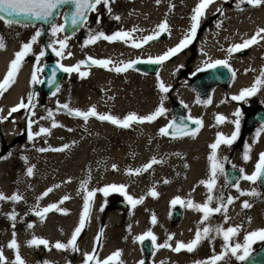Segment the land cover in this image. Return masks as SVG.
<instances>
[{
	"label": "bare ground",
	"instance_id": "1",
	"mask_svg": "<svg viewBox=\"0 0 264 264\" xmlns=\"http://www.w3.org/2000/svg\"><path fill=\"white\" fill-rule=\"evenodd\" d=\"M191 1L194 0H162L158 5H154L147 0H130L128 5L130 7H123V5H126L125 2H123L122 7H120L121 3L117 2L119 7H112V11H115V14H112V16H119L121 19L119 21L113 19L112 21L117 23L121 30L133 32L134 29H138L146 34H152L157 25L166 19L170 28V32H165L167 33L166 40L156 45L145 44L138 49L125 48L121 41L113 44L112 42L108 43V41L103 40L99 42V44H91L86 47L87 57H81L77 50H74L72 51V58L69 60L63 59L59 62L68 67L82 61L88 63L87 59L89 57L98 60L100 56L110 59L116 64H120V62L127 63L135 57L154 58L163 55L168 49L179 43L181 34H185L189 29V25L187 24L189 22L178 21L177 16L187 14V12L190 11L189 8H184H186ZM170 5H174V8L170 9ZM215 6L216 5H211L210 7L215 8ZM166 9L167 12L164 11ZM108 23L110 22L108 21ZM233 30L234 28L231 26L228 28H219L218 34L220 36H226L232 33ZM99 31L104 32L101 28ZM105 31H107V29H105ZM133 33L135 34L133 35V39L138 40V33L135 31ZM59 37L63 39L61 33ZM206 38L207 34L199 44L201 53L211 51V45L206 41ZM4 43L6 45L5 49L0 50V81H2L6 75L10 62L15 58V53L20 51L22 45L27 42L23 38L11 36L7 38ZM39 52L40 50L33 53L32 57L34 60H36V55H38ZM28 58V56L25 57L16 78V82L8 91L0 96V109H2V111H0V119H3V122L8 119L10 108L20 104L22 100L27 103L30 87L32 85L31 76L36 67V63L32 59L28 60ZM182 61L183 57L180 55L173 63L163 66L158 76L166 86L171 79V73ZM83 68L85 69L84 71L89 73L88 80L91 81L93 88L99 92L85 89L75 91L73 94H77L73 96V109L87 111L94 106L99 114H111L114 117L123 119L130 113H136L138 116L149 115L160 106L162 95L157 90L158 76H142L129 71L117 74L109 72L105 68L92 65L88 68ZM70 75L71 74L67 73V78L62 83L59 92L68 84L67 80ZM234 87L235 84L231 86L229 92L230 98L233 97L232 92ZM56 96L51 95L47 97L48 103H53L57 98ZM174 96L187 105L189 110L200 108L197 104L192 102L190 94L184 88L178 89L174 93ZM222 98L223 96H221L217 90H214L209 99L211 100V104L202 106V109L207 114L206 118H203L204 130H206L207 127L210 129V123L212 117H214L211 113L218 105L224 104ZM38 99L39 97H36V100ZM222 110L230 114L232 108L223 107ZM53 114V118H51L50 121L40 123V127L50 128L51 134L48 136H35L33 140H29V142L35 145L33 149L19 151L22 156L27 158V163L25 162L20 167V170L13 172L9 167V163L15 154L16 148L0 158V193L9 197L18 193L23 197L18 203L0 201V238H13V233H15V237L20 239L26 236H28V238L37 237L45 239L49 242V247L46 249H49L51 252L53 264H64L65 260L69 258L68 256L72 254V251L68 250L65 251L67 255H62L60 253L61 251L56 250L53 245L57 242L67 243L73 234L80 216L79 209L83 207L84 203V193L79 189L81 182L85 179H89L87 185L89 190L102 189L104 188L102 185L106 182L121 181L126 175L127 170L140 169L153 158H156L162 161V163L153 165V167L147 171L149 172L147 181L149 182L147 184L149 189L156 188L157 179L163 178L164 181H169L168 183H163L166 184V187L170 185L168 194L183 199L192 196L190 190L195 183L206 181L210 177V163L208 157L211 155V148L209 146L212 140L208 137L206 138L204 133L198 135L195 139L185 138L177 141H168L156 136L157 128L164 125V120L162 118L159 119L158 122L156 120L153 123L132 124L131 127L124 129L108 122H101L94 117L90 118L88 123L85 124L84 121L79 118H69L56 112H53ZM52 119L62 125V127L52 129ZM18 122L21 123L22 119H19ZM4 125L5 123L0 127V131L3 130L6 145L8 146L11 144L12 138L19 132V127L15 128L12 124ZM34 128V125H32V132H34ZM68 129H71V131ZM221 130L229 131L230 127H223ZM42 143L46 145V149L59 148L64 145H69L70 147L64 152H40L38 149L41 148L40 145ZM224 151L223 147L219 148L218 157L220 159H223ZM173 152L178 154L177 158L186 162V169L183 173H179L175 170L173 159L169 157L170 153ZM128 154L132 158L130 164H126L125 161V157ZM96 156L113 160L116 166V175H101L96 181L91 182L90 178L94 168L93 160ZM195 156H200L202 159V166L195 168L194 165L189 164V160L195 158ZM28 167H33L32 176L27 175ZM69 180L71 181L70 183L67 182ZM57 185H59V187H56ZM239 186L242 191H252L248 181L242 180ZM36 187L38 189H34ZM49 188H52L53 191L42 199H39ZM219 190L220 187L216 181V187L213 192L214 200L219 198L221 194ZM137 191L138 189L135 188L136 193ZM228 194L235 199L234 203L227 207L226 223L225 216L220 214L224 222L222 227L240 226L241 231L236 238L241 243L244 235L259 228H264V199L251 196H240L236 188L235 190H229ZM206 195L207 189L203 186V190L198 191L197 198L206 200ZM64 196H69L71 198L63 204H59V201ZM247 199L251 200V207L245 209L242 207V204ZM93 201L94 204L100 205V203L103 202V198L96 193ZM52 204H58L59 208L66 211L68 214H63V211H52L48 213L43 220L33 214L37 206L43 209ZM152 204V201L143 202L144 206H152ZM211 206L216 207V203H213ZM136 207L134 208L130 220L132 222V230L128 235H121L120 230L114 229L116 224L120 221L119 212H111L107 217L108 232L104 233V237L106 239L110 238V241H108V243H103L102 251L112 255L119 250L121 252L119 258L120 264H131V260L136 254V247L133 243V239L139 232V221H141L140 217L137 215ZM13 211L16 213L15 221L8 218ZM154 216L156 217L155 214ZM190 216L189 213H186L184 219L188 220ZM243 218L247 219L245 225L241 224ZM23 219L28 220L27 229L19 232L15 228V225L18 221ZM29 224L33 225V227L29 228ZM208 226L211 227L210 225ZM92 233L93 229L88 227L85 238L88 240ZM19 248L21 249L22 259L25 264H37L36 258L28 253V251H25L22 245H20Z\"/></svg>",
	"mask_w": 264,
	"mask_h": 264
},
{
	"label": "snow or ice",
	"instance_id": "2",
	"mask_svg": "<svg viewBox=\"0 0 264 264\" xmlns=\"http://www.w3.org/2000/svg\"><path fill=\"white\" fill-rule=\"evenodd\" d=\"M160 0H157V3H159ZM216 0H199L198 4L192 9V15L190 16V27L186 31L183 38L180 40V42L170 49H168L163 55L157 56V57H149L146 61L141 60H135L131 62H120V64H116L112 60L105 59V60H97L93 59L91 57L88 58V63L82 61L72 67H64L61 64H57V67L65 72V73H78L81 79L86 78L89 73L86 71H81L80 69L82 67H87L88 64L96 67L105 68L108 71H114L117 74L127 72L130 68L133 67L134 64L138 63H148V64H156V65H162L167 60L171 59L173 56L178 55L181 51H183L186 47H188L196 38L197 30L200 26L201 19L204 17L206 10L210 5L215 3ZM225 2H228V0H225ZM111 3H114V0H0V20L4 21L5 24L8 26H11L16 23H24L27 21H42L45 23L54 21L58 16L60 15V10L64 6H72L73 10L70 13H65V24H56L51 23V35L53 37H57L60 33L65 32L67 22L70 20L71 26L73 29L77 27L85 26L88 22V17L91 13H94L97 11L98 7L103 4L107 13L111 15L112 9H111ZM247 4L251 7H260L261 5H264V0H238L236 4V8L240 11H243V8H241V5ZM174 8V5H170V9ZM217 12H219L221 15H223V9H217ZM23 18V20L19 18ZM113 19L119 21L121 18L119 16H113ZM100 23V17L97 16V24ZM27 26V25H25ZM219 27V24L217 25ZM134 31H139L138 29H134ZM133 32H127V31H117L112 35H106L102 31H94L89 29V35L87 40L84 41V47H87L88 45L95 44L99 40L103 39L108 42H117L121 41L124 43H128L131 41V47L133 48H140L143 47L145 44L156 40L159 38V36L162 33L170 32V28L168 25V21L165 19L162 21L159 25H157L156 29L153 30V33L147 36L142 37L139 40L133 39ZM41 32L37 31L33 37L31 38V41L28 43H24L21 47V50L15 53V58L10 62L8 66V70L6 72V75L4 76L3 80L0 81V96H2L6 91H8L9 88L12 87V85L16 82V78L19 74V71L23 65L25 57L32 54L33 52V45L37 43L38 38L41 36ZM264 40V29H259L253 36H251L249 39H246L241 44H235L232 47L227 49V53L229 55H232L235 52L242 51L244 49H247L249 47H252L253 45L260 44L261 41ZM55 44H58L59 47H55ZM6 47L5 43L2 39H0V50H4ZM49 47L52 48L54 54L57 57H63L64 51L68 47V38L65 37L64 39H59L54 41L52 44L49 45ZM45 52L40 51L38 55H36V61L37 64L39 61L44 57ZM71 56V53L68 54ZM111 65V67H110ZM225 67L228 68V62L226 60H216L213 62H208L205 65V68H211L215 69L217 67ZM205 68H201L200 71H204ZM42 69L40 67H35L32 76L31 81L32 83H43L44 81L38 79L37 73L41 72ZM231 71V69H229ZM55 71L52 73V80L49 81L50 85L52 83H55ZM235 73L233 72V76ZM158 80V90L162 95L160 106L156 108L154 112H152L149 115L146 116H138L136 113H130L127 116H125L123 119L114 117L111 114H99L96 110V108L93 106L92 108L88 109L87 111H81L79 109H73L69 106L68 103L65 104H58L57 107L59 109L65 110L66 114H68L71 117L79 118L84 121L85 124L88 123L90 118H96L97 120L101 122H108L111 123L117 127L127 129L132 126V124H144V123H153L161 116H164L166 114V109L163 106L164 99L166 98V94L170 91L169 86H166L162 80H160L159 76L157 77ZM261 90H264V69L260 70L259 76L254 81L252 87L246 88L241 90L239 95L231 97L233 101H244L247 98H250L254 95H256ZM59 91V89H57ZM56 93L54 92L53 95ZM33 99L34 97L29 94L27 98V103H25L23 100L21 103L9 110V116H11L12 113H15L21 109H29L30 106H33ZM197 103H201L200 100H197ZM205 104H211V100L205 101ZM187 107V105H184ZM2 111V109H0ZM34 115V112H33ZM53 112L49 110L47 112V117H42V119L45 118H53ZM235 117H237L234 121H229L234 124V131L230 136H224L223 133H217V138L214 143H212L209 147L211 148V155L208 157L209 163H210V177L206 181H201L200 184L203 185L207 189V195L206 200L202 204L195 203L193 200H183L180 197H176L171 201V204L173 207H175L177 204L181 205L182 207H187L188 209H191L193 211H197L202 214V219L200 221L201 225H204L212 215L214 214H223L225 216V223L227 222V207L228 205H231L234 203L233 197H228L227 200L224 199L223 196L219 197L218 199L214 200L213 192L216 187V181L217 177L219 175H223L225 172L224 169V162L227 158H224L223 160L218 157V150L221 145L231 146L239 137L240 134V119L241 113L239 110H237L234 114ZM226 121V118L220 115H217L216 117V123L221 124ZM3 122V119H0V123ZM189 122L192 125H196L195 128L189 127ZM33 122L31 119L28 121V139L31 141L34 139L35 136H48L51 134L50 128H39V131L37 133H33L31 131ZM203 126L202 119H196L192 118L191 116L187 117L186 120L182 119L180 120L179 124H177L176 121L170 122L166 127H163L159 129L158 135L160 136H169L173 139L176 138H182L184 136H190L191 138L195 139L196 135L199 133L200 129ZM62 127V125L58 124L54 119H52L51 128H57ZM71 131V129H68ZM262 133H264V126H261L255 136L258 138ZM254 142H258V139ZM70 146L64 145L59 148H40L38 151L44 152V151H54V152H64L68 150ZM251 146L246 144L243 152V160L245 162H248L251 159ZM22 159L25 160L27 163V158L23 157ZM162 163V161L157 160L156 158H153L148 164L144 165L140 169H129L126 172V175L128 176H136L140 175L144 172H147L149 169L153 167V165ZM233 168L235 169V165H233ZM113 169H116V166L113 165ZM240 177L234 184V187L236 188V191L239 193L240 196H251V197H257L259 193H257L255 190L245 192L240 189L239 186V180H245L249 181L252 184H256L258 181L264 180V152L259 154L257 163L255 164V170L253 174L247 175L244 172V169H239ZM33 174V167L27 168V175L32 176ZM70 183L71 181H67ZM169 181L165 180L164 183H168ZM89 183V179H85L81 182L80 185V191L84 193V203H83V211L79 218V222L77 227L74 229L73 234L71 238L67 241V243H61L57 242L53 247H55L56 250L60 251H68L71 250L73 252H78V246H77V240L81 234V232L84 230L86 226V222H90V214H91V204L92 201L97 193V191H100L104 194L105 197H107L111 192H118L121 194L124 199L128 202V204L134 209L137 205L143 203L144 197L141 196L139 199L134 198L133 196L129 195L127 192V186L126 185H108L102 189L98 190H89L87 185ZM56 187H59L57 185ZM53 189L49 188L47 191H45L42 196L39 199H42L43 197L47 196L50 192H52ZM147 195L156 198L158 196V193L155 191V188L149 190ZM71 197L64 196L60 201L59 204H63L65 201L69 200ZM23 199L22 196H20L18 193L13 194L12 196H6L3 193H0V201H11L13 203H18ZM213 203H216V207H212L211 205ZM242 207L247 209L251 207V204L248 201H245L242 204ZM52 211H63L59 208L58 204H52L48 207H45L43 209H40L38 206L35 208L33 214L38 216L41 220H43L46 215ZM101 211H103V208H101ZM63 214H68L66 211H63ZM8 218L12 221L16 220V213L13 211ZM250 222V221H249ZM151 223L153 225L156 224V217L153 215L151 219ZM29 228L33 227V225L29 224ZM241 231L240 226H233V227H227L224 228L222 226H218L216 228H212L209 226H205L203 228H197L194 234V238L185 243L183 241H178L175 244V247H172V245L168 242L173 240V236L169 235L167 238V241L158 244L157 238L155 235L149 231L145 233L142 236L136 237L135 239L139 242H143L144 240L148 239L151 240L153 248L156 250H159L160 248H166L171 251H174L176 253H179L181 251H187L189 253L195 251L197 247L201 244L204 240H214L216 238H221L223 241L222 244V250L219 254H214L205 261H198L196 264H229L230 258H235L236 261L240 262V264H244V262L248 261L249 258L252 256V247L257 242H264V229H259L256 231H252L244 236L243 243L236 242L235 238L239 235ZM103 236V232L101 231L95 240V244H99L101 242ZM93 248L92 253H84V260L83 264H120L119 258L121 256V252L118 250L109 257H107L104 260H100L97 257V249L95 247ZM43 245L45 248L49 247V242L45 239H37L33 238L31 241L28 242L29 247H39ZM7 248L10 250H13L15 253L14 260L9 261L5 255L3 248H0V264H25L24 260L19 254V245L17 243V240L15 239V233H13V239L9 242L7 245ZM143 264V262H141Z\"/></svg>",
	"mask_w": 264,
	"mask_h": 264
},
{
	"label": "flooded vegetation",
	"instance_id": "3",
	"mask_svg": "<svg viewBox=\"0 0 264 264\" xmlns=\"http://www.w3.org/2000/svg\"><path fill=\"white\" fill-rule=\"evenodd\" d=\"M154 1L157 3V0ZM237 2L238 0H228V2H225V0H216V2L212 4L216 5L215 8L210 7V5L206 10L204 17L201 19L195 40L178 55L173 56L164 64L158 65L155 73L152 75L153 77H157L164 65L173 63L180 55L183 57L182 63L171 73L172 76L169 84L167 85L169 86L170 91L166 94L163 105L166 109V114L157 119V122L161 118L164 120V125L157 128L156 136L158 138L168 141L191 138L190 136H184L182 138L173 139L171 135L160 136L158 135V132L159 129L166 127L170 122L176 121L177 124H179L180 120H186L189 116L196 119H202V121H204L203 118H206L207 114L202 109V106L206 105L204 102L210 99L214 90H217L221 96H223L222 99L224 104L218 105L217 108L212 111L211 114L215 118L211 115L212 120L210 123V129L207 127V129L204 130L203 124L196 137L204 133L206 138L208 137L212 140V144L216 141L217 133H223L224 136H230L234 131V124L229 121L236 120L237 117L233 114L237 110L240 111L239 137L230 147L226 145L220 146L225 150L223 159H227L224 162L225 172L223 175L219 176L217 184L220 187L219 191L221 193L219 197L223 196L225 200H227L228 197H231V195L228 194L229 190H235L234 184L240 177V172L238 170L242 168L244 169L245 174H253L259 154L264 152V133H262L258 138L255 136L257 130L261 126H264V90H261L256 95L247 98L244 101H233L229 97V92L233 84H235L232 92L233 96L239 95L241 90L252 87L254 81L259 76L260 70L264 69V40H262L260 44L235 52L232 55L227 53L228 48L235 44L243 43L244 40L249 39L259 29H264V5H261L260 7H251L250 5L243 4L241 5L243 11H240L236 8ZM217 9H223V15L217 12ZM191 15L192 13L178 15L177 19L178 21L189 22L187 24L190 27ZM218 24L219 27L217 26ZM230 26L234 28L232 33L226 36H220L218 34L219 28H228ZM44 29L40 30L42 33L41 36H44L45 34ZM206 34V41L211 45V51L201 53L199 50V44ZM184 35L185 34H181V39ZM216 60H226L229 67L225 68L221 66L215 69L205 68L206 63ZM201 68H205V70L200 71ZM229 69H231V71H229ZM213 70V77L215 81H213L212 84H208L203 77L208 76V74ZM129 71L139 74L133 69V67L130 68ZM233 72L235 73L234 76ZM181 88H184L190 94L192 102L197 104L200 108L189 110L184 106L185 104L180 99L174 96V93ZM197 100H200L201 103H197ZM223 107L232 108L231 113L228 114L223 112ZM217 115L225 117L226 121L224 123L217 124ZM189 127L195 128L196 125H192L189 122ZM223 127H230V130L223 131L221 130ZM257 139L258 142H254ZM246 144L251 146V159L248 162H245L242 158ZM169 157L173 159L172 161L175 166V170L179 173H183L186 169V162L177 158L178 154L175 152L170 153ZM189 164L194 165L195 168H197L198 166H202V159L200 156H195V158L189 160ZM233 165H235V169L233 168ZM125 176L124 178H126ZM241 181L242 180H239V183ZM163 183V178L157 179L156 185L158 188L156 187L155 191L158 193V196L156 198L147 195L150 190L147 184H137L136 188L138 191L135 194V198L139 199L143 196V202L152 201L153 204L152 206H144L143 203L137 205L136 212L141 221H139L140 229L136 237L142 236L151 231L157 238V243L162 244L167 241L169 235H172L174 237L173 240L168 242L172 245V247H175V244L178 241H183L185 243L191 241L194 238L197 228H203L208 225L212 228L223 226L224 222L222 221L220 214L212 215L204 225H201V213L188 209L187 207H182L179 204L173 207L171 201L177 196H170L168 194L170 185L166 187V184ZM123 185H126L128 189V184L125 182V179L123 180ZM249 187L259 193L257 196L259 199H264V187L261 186L260 181L256 184L249 182ZM201 190H203V185L195 183L190 190V193L192 192V196L183 198V200L191 199L198 204L204 203V199L197 198V193ZM128 194L131 195L129 192ZM246 201L251 203L250 199H247ZM101 208H103V211H101ZM79 210L81 216L83 207ZM111 212L120 213V221L117 223L118 225L116 224L114 229L120 230L121 235H128L130 233L132 230V222L130 220L134 209L129 206L124 197L121 201H116L114 203L113 210L111 205L109 203H105L104 200L100 203V205H96L94 204V201H92L90 222H86V226L77 240L79 251H72L71 257L67 258L68 262H65L64 264H83L84 253L93 252L96 237L101 231L103 232L101 242L99 244H95L97 257L100 260H104L110 256L109 253L102 251V246L103 243H108V241H110V238L107 237L108 239H106L104 237V233L108 232L107 217ZM186 213L191 215L188 220L184 219ZM154 214L156 215L155 225L151 223V219ZM246 221L247 219H244L241 224L245 225ZM88 227L93 229V233L87 240L85 237ZM135 238L133 239V243L136 247V254L134 258H132L131 264H141V262H143V264H196L198 261L208 260L214 252L219 254L222 250L223 244L221 238L204 240L197 247V249L191 253L187 251L176 253L166 248L156 250L153 248L151 240L146 239L141 243ZM243 239L241 243H243ZM235 240L236 242H240L237 238H235ZM262 248H264V242L255 243L252 247V254ZM43 249L46 248L43 247ZM42 253L46 254L47 252ZM71 258L72 260H70ZM229 264H240V262L236 261L235 258H230Z\"/></svg>",
	"mask_w": 264,
	"mask_h": 264
},
{
	"label": "rangeland",
	"instance_id": "4",
	"mask_svg": "<svg viewBox=\"0 0 264 264\" xmlns=\"http://www.w3.org/2000/svg\"><path fill=\"white\" fill-rule=\"evenodd\" d=\"M149 1L151 4L154 5H158L162 0H160L159 3H155L154 0H147ZM120 2V7H122L123 2H125L126 5H123V7H130L129 2L130 0H114V3H111V9H113L112 7H119L118 3ZM199 0H194L191 1V3H188L187 7L184 9L189 8V12H187V14L192 13V8L195 7L198 4ZM116 4V5H114ZM117 6V7H116ZM183 9V10H184ZM165 12H167V9L164 10ZM182 11V10H181ZM63 14H64V10L61 11L59 17L54 21V23L56 24H63ZM112 14H115V11H112L111 15H109L104 7L103 4H101L97 11L94 13H91L88 17V22L85 26L80 27L74 34L70 35V36H66L64 33H61L63 39L65 37L68 38V47L65 49L64 51V56L63 57H57L52 48L49 47L50 44H52L54 41L59 40L60 37L59 35L57 37H53L51 35V25H49L48 27H44L41 25H28V24H13L11 26H8L7 24L4 23V21L0 20V39L3 40V42L13 36V37H20L26 40V42H30L31 38L33 37V35L37 32L40 31L42 29H44V36H40L38 38V41L36 44L33 45V52L32 54L28 55V60L32 59L35 63H36V67H40L41 69L43 68L45 62H46V53L48 54V58L50 60H54L57 63H60L59 61L61 60H69L70 58L73 57V52L74 50H77V52L79 53V55L81 57H87L86 55V47H84V41L87 40L88 35H89V29L94 30V31H99V29L101 28V30H104V32H106V35H112L117 31H123L121 30V28L119 27V25L115 22H113V16ZM99 15L100 17V23L97 24V16ZM110 18V20H109ZM108 21L110 23H108ZM108 23V24H107ZM27 25V26H25ZM105 29H107V31H105ZM130 31V30H129ZM138 33L137 37L138 40L139 38L141 39L144 36L150 35V34H146L145 32L141 31H135ZM133 35H135L133 33ZM136 37V38H137ZM167 38V33H162L158 39L153 40L147 44H158L160 42H164ZM103 41V39L99 40L98 42H96L95 44H99V42ZM118 42V41H117ZM110 43V42H108ZM113 44L115 42H112ZM131 45V41H129L128 43H124L123 42V46L125 48H130V49H134L133 47L130 46ZM55 47H59L58 44H55ZM138 49V48H137ZM44 51L45 55L44 57L39 61V63L37 64V61L34 60V58L32 57L34 52L37 51ZM71 53V56H69L68 54ZM106 58H102L99 56L98 60H105ZM143 58H132L130 61H135V60H140ZM88 60V59H87ZM110 60V59H109ZM42 62V63H41ZM41 63V65H40ZM74 66V65H73ZM90 66V63L88 64V66L86 68H88ZM68 67H72V66H68ZM111 67V66H110ZM81 71H84L85 69L82 67L80 69ZM129 71V70H128ZM112 73H116L114 71H109ZM130 72V71H129ZM37 77L38 79L42 80V74L41 72L37 73ZM67 78V77H66ZM66 80V79H65ZM68 84H66L64 86V89L59 92H55V96L57 97L53 103H48V99L47 97L42 96L41 94H33V88L38 87L40 83H32L31 87H30V94L34 97L33 99V106H30L29 109H21L15 113H12L11 116L8 115V119L5 122L0 123V127L5 123V125H13L15 128L19 127V132L12 138L11 140V144L10 145H6V141L4 138V132L3 130L0 131V158L4 157L9 151H12L14 148H16L15 154L12 158V160L9 163V167L10 170H13V172H15L16 170H20L21 166L25 163V160L22 159L25 156H22L21 153H19V151L24 150V151H28L30 149H33V147L35 145H33V143L29 142L28 139V121L29 119H31V121L33 122L32 125H34V134L37 133L39 131L40 127V123H44V122H48L51 120V118H45L42 119V117H47V112L49 110H51L52 112H56L59 114H62L66 117L69 118H73L76 119L74 117L69 116L68 114H66L65 110L63 109H59L57 107L58 104H65L68 103L69 106L71 108H73V104H72V100H73V96H75L73 93H75V91H78L80 89H85L88 91H93V92H99L98 90H96L95 88H93L91 81L88 80V76L86 78L81 79L80 76L78 75V73H71V75L68 78ZM60 89V88H59ZM36 97H39L38 100H36ZM19 105V104H18ZM11 109V108H10ZM9 109V110H10ZM34 112V115H33ZM19 119H22V122L19 123ZM4 125V126H5ZM157 135V133H156ZM41 148H45V144L42 143ZM19 148V150H18ZM46 149V148H45ZM106 157H101V156H96L93 160L94 163V168H93V172L91 175V182H94L97 180V178L101 175H109V176H115L116 172L113 169V165H115V162L113 160H109V159H105ZM131 157L130 155H126L125 157V161L126 164H130L131 162ZM135 170V169H133ZM128 171V170H127ZM125 182H127L128 184V189L127 191L129 193H131V195L135 198V188L137 187V184H148V178H149V172H144L140 175H136V176H125ZM121 181H108L105 184H103L102 186L106 187L108 185H123V180ZM27 187V186H26ZM29 188V187H28ZM34 189H38L37 187ZM134 192V193H133ZM97 195L101 196L104 200L105 203H109L112 207V210L114 209V203L116 201H121V199L123 198L121 194H119L118 192H111L107 197L104 196V194L100 191H97ZM128 203V202H127ZM130 206V205H129ZM245 218H243L244 220ZM242 220V221H243ZM27 224H28V220L27 219H23L17 222V224L15 225V228L17 229V231L21 232L27 229ZM34 237H29L26 236L23 239H20L18 237H15V239L17 240L18 245H22L25 248V251H28V253H30L31 255L34 256V258H36V263L37 264H42V263H53V259L51 258V252L49 249H43V245L36 247H29L28 246V242L31 241ZM37 238V237H35ZM13 238H8V239H4V238H0V248H3L4 251V255L5 257L9 260L12 261L14 260V256L15 253L13 250H10L7 248V245L9 244V242L12 240ZM40 239V238H37ZM42 252H47L46 254L42 253ZM61 253L63 255H67L65 253V251H61ZM19 254L22 257L21 254V249L19 248ZM70 255V254H69ZM72 255V254H71ZM68 256V257H71ZM72 260V258L70 259ZM65 262H68L67 259L65 260Z\"/></svg>",
	"mask_w": 264,
	"mask_h": 264
},
{
	"label": "water",
	"instance_id": "5",
	"mask_svg": "<svg viewBox=\"0 0 264 264\" xmlns=\"http://www.w3.org/2000/svg\"><path fill=\"white\" fill-rule=\"evenodd\" d=\"M62 10H64V14H65V13H70L73 10V8H72V6H64L60 10V13ZM64 14H63V24L66 23ZM19 19L23 20L22 17ZM52 22L53 21L48 22V23H45L42 21H27V22L19 23V24L41 25L43 27H48ZM79 28L80 27L73 29V27L71 26L70 20H68L66 30L63 33L66 36H70V35L74 34ZM141 61H146V60H141ZM57 64L63 65L62 63H57L54 60H50L48 58V54H46V62H45L44 66L42 68V71H41L42 81H44V82L40 83L38 87L33 88V91H32L33 94L39 93L44 97H49V96L53 95V93L56 92L57 89L60 88L61 84L65 81V79L67 77V73L61 71L57 67ZM157 66L158 65H156V64L138 63V64H134L133 68H134V70H136V71H138L144 75H152L155 73ZM53 71H55V73H56L55 83H52L50 85L49 81H51L53 78L52 77ZM213 72H214V70L212 72H210L208 74V76L203 77L204 80H206L208 84H212L213 81H215V79L213 77ZM260 183H261V186L264 187V180H261ZM244 264H264V248L253 253L252 256L249 258V260L244 262Z\"/></svg>",
	"mask_w": 264,
	"mask_h": 264
}]
</instances>
